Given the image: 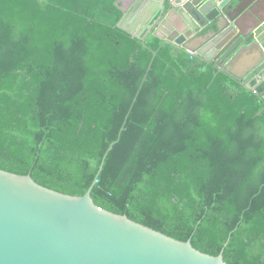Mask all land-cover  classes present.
<instances>
[{
  "label": "trees",
  "instance_id": "1",
  "mask_svg": "<svg viewBox=\"0 0 264 264\" xmlns=\"http://www.w3.org/2000/svg\"><path fill=\"white\" fill-rule=\"evenodd\" d=\"M117 1L0 0V170L264 264V85L134 37Z\"/></svg>",
  "mask_w": 264,
  "mask_h": 264
},
{
  "label": "water",
  "instance_id": "2",
  "mask_svg": "<svg viewBox=\"0 0 264 264\" xmlns=\"http://www.w3.org/2000/svg\"><path fill=\"white\" fill-rule=\"evenodd\" d=\"M116 6L123 12L119 26L134 37L151 34L256 90L248 79L253 70L238 76L232 68L253 47L264 63V0H118ZM90 193L91 187L81 197L61 194L29 175L0 170V264H226L223 250L201 253L190 240L99 208Z\"/></svg>",
  "mask_w": 264,
  "mask_h": 264
},
{
  "label": "crops",
  "instance_id": "3",
  "mask_svg": "<svg viewBox=\"0 0 264 264\" xmlns=\"http://www.w3.org/2000/svg\"><path fill=\"white\" fill-rule=\"evenodd\" d=\"M251 21H252L251 18H247V24L251 23ZM252 70L254 71L251 74L252 76L256 75L257 78L263 76L262 81H260L258 84L255 83L254 84L257 87L260 85H264L263 56L260 50L256 47L244 51L232 68L233 74L238 76H244L245 74H248ZM251 75H249V77H251ZM253 80L255 79H252V81Z\"/></svg>",
  "mask_w": 264,
  "mask_h": 264
},
{
  "label": "flooded vegetation",
  "instance_id": "4",
  "mask_svg": "<svg viewBox=\"0 0 264 264\" xmlns=\"http://www.w3.org/2000/svg\"><path fill=\"white\" fill-rule=\"evenodd\" d=\"M248 79H249V81H250L251 83L254 81L255 84H258L260 81L263 80V76L257 78L256 75H253V76L251 75V77H249ZM252 79H255V80L252 81ZM255 84H254V85H255Z\"/></svg>",
  "mask_w": 264,
  "mask_h": 264
}]
</instances>
